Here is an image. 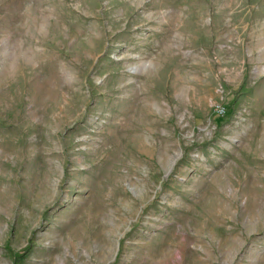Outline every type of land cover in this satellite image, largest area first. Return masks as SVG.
<instances>
[{
  "label": "rangeland",
  "instance_id": "1",
  "mask_svg": "<svg viewBox=\"0 0 264 264\" xmlns=\"http://www.w3.org/2000/svg\"><path fill=\"white\" fill-rule=\"evenodd\" d=\"M0 264H264V0H0Z\"/></svg>",
  "mask_w": 264,
  "mask_h": 264
}]
</instances>
